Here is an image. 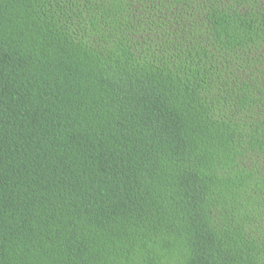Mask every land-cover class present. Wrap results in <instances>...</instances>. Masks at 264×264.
<instances>
[{"label": "trees", "instance_id": "obj_1", "mask_svg": "<svg viewBox=\"0 0 264 264\" xmlns=\"http://www.w3.org/2000/svg\"><path fill=\"white\" fill-rule=\"evenodd\" d=\"M0 264H264V0H0Z\"/></svg>", "mask_w": 264, "mask_h": 264}]
</instances>
